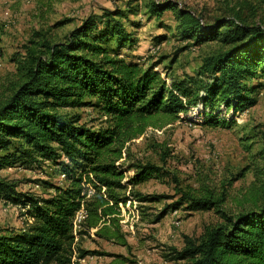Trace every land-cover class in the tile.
Returning a JSON list of instances; mask_svg holds the SVG:
<instances>
[{"label":"trees","instance_id":"trees-1","mask_svg":"<svg viewBox=\"0 0 264 264\" xmlns=\"http://www.w3.org/2000/svg\"><path fill=\"white\" fill-rule=\"evenodd\" d=\"M151 9L159 16L174 10L183 40L195 46L219 43L218 51L204 59L198 77L167 81L155 65L146 67L129 53L138 39L120 19L126 16L121 9L91 14L63 38L39 33L16 61L15 72L0 90V170L49 161L63 183L50 184L46 195L36 196L18 192L13 181L0 175V199L26 209L31 221L19 231L0 229V264H80L78 258L101 254L77 247L78 235L127 245L121 205L131 195L121 191L131 194L161 172L153 163L131 161L127 144L148 126L173 123L198 104L208 111L205 122L228 125L230 119L226 121L221 110H243L250 100L246 81L264 78V0H237L210 19L172 0L153 1ZM80 107L95 109L105 125H89L80 114L67 112ZM226 196L201 183L183 192L180 202L164 205L155 220L181 204L188 212L209 210L224 204ZM260 196L253 191L250 208L223 213V221L199 238L186 236L173 259L187 264H264ZM165 198L135 197L139 202ZM80 211L84 218L75 232Z\"/></svg>","mask_w":264,"mask_h":264},{"label":"rangeland","instance_id":"rangeland-1","mask_svg":"<svg viewBox=\"0 0 264 264\" xmlns=\"http://www.w3.org/2000/svg\"><path fill=\"white\" fill-rule=\"evenodd\" d=\"M153 1L165 0H0V90L16 70V61L39 33L49 38L65 37L91 14L103 9H121L120 17L128 31H135L137 45L129 50L145 66L155 65L162 78L171 81L198 77L204 59L220 48L217 41L195 46L178 32L174 10L160 16L151 9ZM210 19L237 0H172ZM10 21V22H9ZM134 24V25H133ZM189 43L192 47L185 48ZM113 44V43H112ZM128 51V49H126ZM250 98L243 110L223 108L228 125L205 122V111L191 106L181 119L162 127L148 126L127 145L131 161L150 162L161 168L159 176L137 185L125 206L121 205V225L127 245L100 239L93 234L78 235L77 247L101 254L78 258L80 264H109L125 259L123 264H187L173 259L185 245V237L199 238L206 228L223 221V213L234 214L252 206V192L264 198V78L246 81ZM215 109L214 115L220 113ZM210 111V110H209ZM82 121L99 127L105 118L91 107L69 109ZM212 112V111H210ZM228 112V113H227ZM223 115V116H224ZM132 170L127 171V175ZM0 175L16 184L20 193L47 194L50 184L63 183L58 168L42 164H18L4 167ZM209 183L214 190L227 192L226 201L209 210L188 212L185 204L173 208L160 221L155 217L164 205L180 202L183 192ZM166 195L156 202H139L136 195ZM26 209L0 199V229L19 231L31 222ZM180 220L179 225L174 221Z\"/></svg>","mask_w":264,"mask_h":264},{"label":"built area","instance_id":"built-area-1","mask_svg":"<svg viewBox=\"0 0 264 264\" xmlns=\"http://www.w3.org/2000/svg\"><path fill=\"white\" fill-rule=\"evenodd\" d=\"M9 22H10V21H9ZM186 44H187V43H186ZM192 46H193V45H190L189 48L192 47ZM167 81H168V80H167ZM177 212H178L177 210H174V211H173V214H176ZM83 218H84V211H80V212H78L77 215H76V217H75V219H74V230H75V232H76V230L78 229V227H79L81 221L83 220ZM174 224H175V225H179V224H180V220L176 219V220L174 221Z\"/></svg>","mask_w":264,"mask_h":264}]
</instances>
